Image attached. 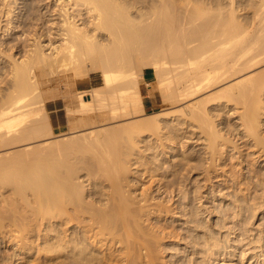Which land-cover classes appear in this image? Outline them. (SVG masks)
<instances>
[{
	"label": "rangeland",
	"instance_id": "1",
	"mask_svg": "<svg viewBox=\"0 0 264 264\" xmlns=\"http://www.w3.org/2000/svg\"><path fill=\"white\" fill-rule=\"evenodd\" d=\"M35 1L38 3L37 0H34V2ZM39 1L42 3L39 2L38 5H40V7L37 5L36 9H38L40 11V12L37 11L38 13H41V9L44 12L47 10V8L48 9L49 8L50 9L57 8V6H59V4L62 0H39ZM120 1H122V2H120L121 4L123 3L125 5L130 6L129 15H130V17L134 16L135 20L133 19V17H131L134 21H136V19H138V22H140L139 17L144 15V18L143 17L142 18L145 21L142 20V22L146 23L149 21V22H152L151 24L155 23L151 19L154 18L158 12H160L159 9L162 6H165L166 4L169 3L168 6H170L171 8L173 7L172 11L175 9L174 10V19L176 18V21H177L175 23L178 24V26L182 24V26H180V29H182V31L184 29H186L185 31H187L189 34L192 31L190 28H192L193 26L196 27V25L197 26L200 25L201 27H203L202 25L205 22L207 23V21H208L209 25H210V23H212L211 25H214L213 23L215 20L216 21L218 20L217 22H219V21H221V19H223L225 17L227 18V15H228V18L233 16V15H234L233 17H235V14H236V18H237L238 22H240V23L244 22L243 24L245 26L251 27L248 29H252L255 27L256 32L258 31L259 34H264V27H263L264 26V24H263L264 23V19H263L264 18V9L260 8V6L262 7L261 3H263L264 0H206V1L205 0L204 1L192 0V1H194L193 3H191L192 1L190 0V4H189V1H187V0H177L178 2L176 0H173V2L174 1L176 2V3L174 2V4L176 5L175 7H174L173 3H172L173 6L170 4L171 0L170 1L168 0L167 3L163 2L164 3L163 5H162V3H159L160 2L159 0H125V2H123L124 0H120ZM126 1H127V4H126ZM200 1H202V4L206 3L205 5H203V9L205 8V10H206L207 6L213 8V9L215 7H217V8H215L216 11H215V9H214V11L216 13V12H218L217 10H219V15L220 14L221 15L219 16L217 14H214L213 10H212L213 13L211 14L212 11H211V8H209L210 11L208 9L206 11L210 12V14L208 13L210 17L208 15H207L208 18L203 16L206 19V21L203 17H199V18L194 17V19H192L193 17H191V16L195 10L194 9L195 6L193 7V5L197 4L196 6L198 7V5L200 4ZM9 2L11 4L10 6L13 8L6 6L7 4H9ZM32 2H33V0H18V1L14 0L15 4H13V1L10 0V1H7V4H5L6 2H4V0H0V107H3V108L5 107V105L7 108V106H8V103H7L8 95H9V93L11 94L15 90L14 89V86H15V84H14L15 83L14 82V66H15V64L21 63V62H23V60H28L29 56H31L32 53L37 54L40 50H43L44 55L48 56V55L52 54V52H55L56 48L63 43V39L57 35V33L60 32V23H61L60 18L57 15H54L53 16L54 18L52 20L48 21V24L46 26V28L51 31L50 35H47L48 37L46 36V37H42V38H37L36 40L34 39L36 37L34 32L37 30H34L33 28L38 26L37 23L40 20H37L36 17H38L39 14L32 19V17L30 18L29 16H26L27 12L25 10V7H27V6L29 7L28 4L31 5ZM161 2H162V0H161ZM165 2H166V0H165ZM182 2H183V4H182ZM158 3L160 4L161 7L159 6ZM184 3L185 4L187 3V4L185 5ZM4 4H5V6H4ZM23 4H25V6ZM156 4H158V6ZM180 4H181V6H180ZM202 4H201V6H202ZM129 6H128V8H129ZM156 6L158 8L159 7L160 8L157 9ZM178 6L181 8H179ZM263 6H264V4H263ZM7 7L12 9V10H10L9 15L8 14L6 15V12L8 9ZM155 7L157 9L156 14L153 13L154 10L156 11ZM162 8L160 10H162ZM220 8H222V9H220ZM76 9H77V11L79 10L77 13L79 14V18H80V7H76ZM192 9H194L193 13L191 12ZM189 10H190V14H189ZM2 11H4V13ZM232 11L235 12V14ZM82 12L84 13L83 18L85 20H83V21L85 24L80 25V20H79V21H77V23L79 24V27H83V26L88 27L94 33V35H93V33L91 32L92 36H94L93 37L94 41L102 49L109 50L111 48V46H113V44H114L113 41H115V40H113L114 39L113 36L110 35L111 33L107 32V30L106 31L101 30L102 28L98 29V31H97L95 26L89 20V19H92L90 16L88 17L89 14L86 13L85 10H82ZM141 13H143V14H141ZM170 13H171V11H170ZM237 13H238V15H237ZM153 14L155 16H153ZM184 14L188 15V16H185ZM257 14L259 15L258 17H257ZM176 15H177V17H176ZM211 15H212V17H211ZM51 16L52 15H50L49 17L47 16L46 18H50ZM150 16H153V17H150ZM172 16H173V12H172ZM28 17H29V19H28ZM178 17H179L180 21L177 19ZM188 17H190L192 20L189 19ZM200 18H201V20H198ZM212 18L214 21L212 20ZM202 19H204V20H202ZM86 20H88L87 23H89L90 25L86 24ZM187 20L190 22V24L187 22ZM20 21H22V22H20ZM178 21L180 23H178ZM202 21H203V23H202ZM58 22H60V23H58ZM93 22H94V20H93ZM142 22H140L141 23L140 25H143ZM175 23H174L173 27H177L175 25ZM194 23H196V24H194ZM192 24H194V25H192ZM86 25H88V26H86ZM140 25L136 24L135 27L140 26ZM189 26H190V28H189ZM217 26H219V25H214L213 27H217ZM181 27H184V28H181ZM187 27H188V29H187ZM194 27L192 28L193 32L195 31ZM178 29H179V27H178ZM211 29H213V28L211 27ZM217 29L218 28L213 29V30H217ZM174 30L177 33L176 28ZM189 30H191V31L189 32ZM196 30H198V28ZM255 30L253 29V30H249V31L252 34L253 33L256 34ZM182 31L178 30V34H180L179 32H181V34H182ZM185 31H183V34ZM251 31H253V32H251ZM187 32H185L186 33L185 35L189 36V34ZM258 33H257V35H258ZM37 34H38V31H37ZM179 38L180 37H178V39ZM181 38H184V36H181ZM189 38H187V39H189ZM184 39L187 40L186 37ZM159 41H160V39H158V41L156 40L155 43L159 44ZM164 41H166V40H164ZM171 41L173 42V39H171ZM171 41H168V45H167V41H166V43L164 42V44L167 46H172V44L169 45L170 44L169 42H171ZM192 41H193V43L191 42V40H190L191 43H189V41H188L189 44L186 43V41H185L184 42L185 44L182 46L186 45V49L189 50L188 49L189 47H191L192 45L194 47V45L196 46V44L198 42H200L199 39H198V41L197 40L194 41V39ZM174 42H173V44H175ZM179 42H180V44H182L181 42H183V41H179ZM161 43H163V42L161 41L160 44ZM158 44H156V45H158ZM187 45H188V47H187ZM262 45H264V43ZM160 46H162V45H160ZM174 47L172 46V47H169V48L167 47V48L170 49V48H174ZM260 47H261V45H259V47L256 46L252 50L253 52L251 51V53L249 52V54L248 53L246 54L247 55L246 57H251L250 55L257 53V55L254 57V59L251 60L250 62H253L256 59H263L264 58V56H263L264 46H263V48L261 47L262 50L259 49ZM148 50H150V49H148ZM179 50L181 52V49H179ZM146 52L151 54L152 51H147V49H146ZM170 52H171V49H170V51L168 50V53H170ZM100 53H98V54H100ZM144 53H145V50L143 51L142 54L133 56L132 65H133V70L134 69L136 70V71L134 70L135 74L132 72V70H131V72L133 74H131L130 70H128L129 73H127V74H131V75H135V77H136L135 78L134 76L129 75V77L135 78L134 80L136 81V83H134V81H133L135 86L133 85L134 87L132 89L130 87L131 90L130 89L129 90L133 93L135 91H137L134 94H132V96H131V98L133 100L135 99V97H136V99L133 101L130 98L131 101L128 100V103H126V102L123 103V101H120L118 99H116L115 102H113L114 100L105 99L104 102H106L105 105L107 107L103 106V107H101L102 108V110H101V108L98 107L99 105L96 104L98 102V99H97L98 89H99V86L102 84L101 70L90 68V66H88L87 69H85V67H83V69H77L76 71L75 70H68V71H66V74H67L66 78L65 77L59 78L58 75L55 74V77L53 75H51L49 80H44L43 84H41V86H38L39 88H37V89H40L41 92L37 91V89H35L37 91V93H41V96L36 98V93H34L36 91H34V92L32 91L34 93V94L33 93L32 94L35 96V98L29 96V95H31V92H30V94L28 93L29 95L25 96L28 100L30 98L33 99V100L30 99L31 101H29L32 106L29 105V103L26 104V106L28 105L30 109L34 108L30 111V109L27 107L29 109V110L27 109V111L31 115H29L27 113L28 114V116H27V114L25 113V112H27L25 106H23V107H25L24 108L25 111L20 109L19 113H22V111H24L23 113L26 114V117H23V118L26 120L27 119L29 120L30 118L34 119L33 122L37 121L43 117H45L46 119L48 118L47 120L50 122L48 130L43 131L42 135H37V134L36 135H33V134L22 135L19 132H15L13 134L16 136H12V135L0 136V162L2 160L6 161V163L1 162L0 164H3V165L5 164V166L8 167L10 165L8 163L12 164V162H15L14 159H17V161L20 163L23 159H24L23 160L24 163H26L25 160L29 161L28 163H30V162L35 161V159H36L35 157H40V158H38L39 160L40 159L46 160V157H47V159H49V162H52V161L54 162V160L59 159L60 156L62 159L63 158L65 159V162L66 161L68 162V159L70 158V160H69L70 163H72V161H74L75 163L77 162L76 164L74 162L72 164V166L75 168V171H74L75 175L72 173L73 177L76 176V173L79 172L77 174L78 176L74 178L75 181L72 182V183H74V182L76 183V185H74V186H76L77 189L80 188L79 184H81V183L86 185V186L84 185L85 187H81V189H84V190H85V188H86V190L87 189L88 190L93 189L94 187H96L93 185L97 184L98 187H96L95 189L98 188L97 190H99V192H100V190L104 188L102 191L105 193H108L110 191V187H108V185L110 186L111 180L110 179H104L107 176H105L104 174L103 175L100 174V173H103V171H104V170L102 171V169H100V168L104 167L103 165H105L106 159L107 160L109 159V161L111 162L112 160H110V159H113L115 157L118 158L120 156L118 153L123 154V156L121 155L122 157H124V155L126 156L123 158L124 163L122 162V157L121 158L119 157V158L121 159L120 161L124 165L129 163V161H131L130 163H132V164L134 163L133 165L131 164L132 165V168L130 169L131 174L128 173L129 171L128 172L126 171V174L129 175V177L127 175L128 180H127V178L124 179L126 181V183L123 180L125 185L127 184L126 187L127 188L133 187V189H132L133 192H135V195L138 194V196H142L143 193L148 192L147 190H149V191L153 190V191H151L150 194H153L152 197H154V199H153L154 201H151V202L156 203L155 199L159 200V202H161V200L162 201L164 200V202H166V203L168 202L167 204L170 205V208H171L168 211H162L160 213L156 212L155 214H153L154 217L150 218V220H151V221H149L150 224L148 223V220L143 222V224L145 226L150 228L151 223L153 226L154 222L156 221L155 222L156 226L157 225L158 226L165 225L166 231L168 230L172 233V235H170V236L165 235V234L164 235L159 234L160 238H162V236H164L162 241L164 240V242H166V243H163L161 245V248H162L161 252L162 253H160V257L157 260V264H221V263L217 262V259H215L217 254L212 255V252L215 250L217 252L221 253V257L225 256L228 258L227 264H257L256 258H258V259L264 258V251L258 247L261 243H264V239L261 241V243L258 241V235L259 234L263 235L264 232H259V233H257L258 231L256 232V228H260V227L264 228V211L259 210V214L254 215V210L252 209L251 205L253 203L255 204L256 202H258L257 199L259 201H260V198H262L261 200L264 199L263 198L264 192L262 193L263 196L261 195V192L264 191L262 189V187L264 185H262L261 181L258 180L257 176L251 175L250 173L248 174V170H250L249 169L250 167H252V168L258 167L257 168L258 170H259V168L261 171L264 170V152H262V151H264L263 150L264 147L262 146L264 144V142L262 143V145H259L257 143L259 145L258 146L256 144V139L254 138L256 136L252 137L250 135V133H248V132H250L247 130L249 128L246 129L247 126H245L246 124L244 125L245 119L242 122L243 118H241V117H243L242 111L245 110L244 109L245 103H248L251 101V99L253 98V93H248L249 95L247 94L245 96H241L242 98H240L239 90L244 85L240 84L239 82L244 83L243 80L246 77L262 76L264 73V59L261 60L260 62L256 63L254 66H251L249 68H243V66H241V67L237 66L236 69L239 67V69H243V70L239 71L238 73L237 72L234 73L235 75L233 74L232 77H231L232 74H226L223 76L224 80H223V78H221V80H217V82L211 83L212 85L210 87L208 86L209 88L207 87L204 90L198 92L197 94H194L191 97L183 98L181 96H177L178 95V89H176L177 88L176 76H171L172 74L175 75V73L178 69H181V68H178V69L176 68L177 64H179V63L170 62V63H172V65H171L170 63L167 62L169 64V66L171 65L170 71H169V69H165L166 71L164 70L160 76L156 75V73H155L154 78L151 81L146 82L142 78V72H143L144 68H146V67H149V68H152L153 70H155L154 66L149 64L150 60H151V63L154 60V58H152V57H154L155 53H152L153 54V55L151 54L152 56H150L149 54H146V53L144 54ZM182 53H183V48H182ZM86 64H88V62L84 63V65H86ZM168 64H167V66H168ZM174 65H176V67ZM93 66L96 67L95 64ZM172 66H173V68H172ZM168 71L170 72V75L167 76L166 74H169ZM164 72H166V73H164ZM32 74H34V72ZM32 74L30 76L31 79L33 78L32 80L36 81L34 79L36 76H33ZM165 75H166V77H165ZM225 76L228 78L225 79ZM169 77L172 78L173 83H171L172 86L168 85L169 87H167V89L168 88L169 89L167 90L166 89V85H167L166 83L168 81L167 78H169ZM126 80H128V78L125 79V81ZM125 81H124V79L120 80V82H119V80H117V82L119 84H121ZM218 81H220V82H218ZM115 82L112 83L113 85L112 84L109 86L107 85V87L119 85L117 82L116 83ZM67 85H68V87L66 88ZM70 86H73V87H70ZM261 88L264 89V86ZM164 89L169 91L170 94L167 93V91H165ZM263 89L260 90L257 94L259 96V93H260L259 98H261L262 101H264ZM129 90H127V92H129ZM176 90H177V92H175ZM64 91H65V93H64ZM94 91L97 94H95ZM261 91H262V93H261ZM78 92H80V93H78ZM136 93H139L140 95H138V94L136 95ZM172 93H173V96H170V95H172ZM164 94L167 96H164ZM251 95H252V97H251ZM254 95H256V94L254 93ZM67 96H69V97H67ZM92 96L93 97L95 96V98H94L95 101L92 100L93 99ZM231 96H232V98L229 99ZM80 97H82L84 99H91L90 101L87 102V104H88V106L92 105V107L87 108V110H85V111L80 110L79 104L83 100L81 98L82 100L80 102ZM137 97L140 100H138ZM233 97L235 99H233ZM64 98H66V99H64ZM27 99H24V100H26V102H28ZM36 99H38V100H36ZM245 99L249 100V101H246ZM64 100H66V101H64ZM109 103H112L113 105L109 104ZM115 103L118 105L120 104V107L118 105H116ZM23 105H25V104H23ZM3 108H1V109H3ZM44 108H45V110H43ZM70 108L72 110L73 109L77 110L79 108V110H77L76 112H72V110L71 111L69 110ZM97 108H99L100 110ZM105 108H106V110H105ZM116 108H118V109H116ZM79 111L81 113H79ZM70 112H72V114H69ZM263 112H261V113H263ZM16 113L18 115V111L15 112V114ZM25 114H23V115L25 116ZM19 115L23 116L22 114H19ZM261 115H262L260 118L261 122H260V124H258L259 130H260L259 131V138L261 137V134H262V136H264V113ZM26 120H23V122ZM33 122H31V121L24 122V123H26L25 128L28 127V124L29 125L31 123L33 124ZM24 123L21 122L22 125ZM261 123H263V124H261ZM21 124H20L21 127H19L20 129L23 128V126ZM24 126H25V124H24ZM244 126H245V128H244ZM134 127H135V130H134ZM140 130H142V132H140ZM132 131L137 135V137L135 136V134H133ZM137 131H139L140 135H138ZM211 132L212 133L214 132L212 136H211V134H212ZM111 134L113 137L111 136ZM125 134H127V135L125 136V139H124L122 137ZM107 135H108V137L110 135L111 138L108 139ZM217 135H218V137H217ZM118 136H122L121 137L122 140ZM130 136H132V137H130ZM97 137H98V140L96 139ZM126 137H128L130 140H133V138H134V140L137 141V142H135V144L137 143V145H138L137 147L133 143V145L136 147V148L134 147V149H136V150L135 151L131 150V151H133V154L135 153L134 155L131 153V151L130 152L126 151V150H128L127 148L132 145V143H130L131 144L130 145L129 142H133V141H130L129 139H127ZM212 137L215 139H213ZM257 137H258V135H257ZM1 139H3V140L1 141ZM90 139H93V140L96 139V140L92 141ZM126 139L128 142L126 141ZM140 139H142V141ZM123 140H125L124 142H126L127 146H125L126 144H124V147H123V145H122L124 143ZM261 140H263V138H261ZM3 141H6V142L3 143ZM96 141H99V143H97ZM119 141L122 142L121 145H120ZM107 142L108 143L110 142V143L108 144ZM5 143H8V144H5ZM87 143H90V144H87ZM93 144L94 145L98 144V146L99 145L101 146V144H102L103 146H101V151H103V152H101V151H100L101 153L99 152L98 149L100 146L99 147L97 145L93 146ZM113 144L116 145V147ZM90 145H92V146H90ZM80 146H81V149H80ZM105 146H108V148L106 147L107 149H105ZM51 147L55 151V153H53V150H51L52 152L50 151ZM89 147H91V148H89ZM103 147H104V150H102ZM125 147H127L126 150H125ZM46 148H48L47 151H45ZM68 148H70L69 151H68ZM115 148H117L116 150L117 151L119 150V152H116ZM119 148H121V149H119ZM122 148H124V150H122ZM211 148H213V149L211 150ZM33 149H35V150H33ZM61 149H63V151ZM130 149H133V148L130 147ZM140 149H141V151H140ZM36 150H37V152H36ZM48 150L50 152H48ZM70 150L73 152L70 153ZM94 150L98 151L100 155L105 154L107 156V158L105 159L104 158L105 155H104L103 157L101 156L102 159H100V156ZM39 151H41V153H40L41 155L38 156V154H37L35 156H32L35 153H39ZM61 151L63 154L61 153ZM65 151H67L69 153V155ZM143 151H144V153H143ZM45 152H47L49 154H47ZM93 152H95V153L93 154ZM106 152L107 153L109 152V155ZM136 152L138 155H136ZM211 152H213V153L215 152V155L212 154ZM42 153L43 154L45 153L46 155H49V156H45V159H42V157L44 158V156H42L43 155ZM64 153L68 157L65 156ZM112 153L114 156L112 155ZM114 153L115 154L117 153L116 154L117 156ZM126 153L129 155L131 153L133 156H135L134 157L135 162L133 160L134 159L133 156L130 155L132 158L128 157V158H131L129 160L127 158L128 155ZM14 154H16V155H14ZM52 154L54 155V157L56 159L54 157H51ZM55 154H56V156H55ZM70 154L71 155L73 154L75 156L72 155V158H71ZM86 154H88V156H89V157H87V159L89 160L88 162L90 164H92L89 166H90V168H91V166L93 167L92 168L93 170L91 169L93 172V175L92 174L89 175V173L91 171H89L90 169L87 171L89 166L86 164H85V167L87 169L83 167L86 170H81L82 165L84 166V163L87 162L85 160L83 161V158H85V156H87ZM62 155H64V157ZM80 155H83L84 157L83 156L80 157ZM94 155L95 156L98 155L97 157L100 159V161L104 160L103 161L104 164L102 166H101V164L103 162L102 163L100 161L98 162L99 159L97 160V157H95ZM139 155L140 156L142 155V156L140 157ZM49 157H51V158H49ZM73 157L75 160H73ZM92 157H95V158H92ZM28 158H31V159H28ZM33 158H35V159H33ZM117 158L115 160H119V158L118 159ZM7 159L10 160L11 162L8 161ZM62 159H61V161H62ZM64 159H63V161H64ZM80 159L82 160V162ZM94 159H96L97 161ZM124 159H126V161ZM139 159L142 160L141 163L139 162ZM115 160H113V161H115ZM180 160L182 161V163L184 165L182 163H180ZM58 161H60V159ZM56 162H57V160H56ZM96 162H98V163H96ZM136 162L139 163V166L141 168L138 166V164H136ZM142 163L144 166L141 165ZM145 163H147L146 164L147 166L145 165ZM13 164H15V163H13ZM67 164H69V162ZM93 164L96 166H94ZM97 164L100 165V168H98ZM189 164H191V165H189ZM76 165L78 167L77 168L78 170L75 167ZM80 165H81V167H80ZM150 165H151V167H150ZM254 165H256V166H254ZM12 166L13 165H11V167H8L9 171H11L10 168H12ZM72 166L70 164L69 168H71V170H74V168ZM136 166L138 167V169ZM94 167H95V170H97L96 168H98L99 170H101V172L100 171L94 172ZM146 167L148 170L149 169L152 170V172L150 170L148 171L146 169ZM187 167L191 170H189ZM67 168H68V166L64 168V172H66V173H67V170H66ZM69 168H68V170H69ZM181 169H183V170H181ZM126 170H129V169L126 168ZM135 170L143 171L144 173L147 170L148 172L146 171V173L144 174L143 172H138V171L136 172ZM62 171H63V168H62ZM96 172H97L96 175H98V176L95 175V178H94L93 176ZM178 172H181V173L179 174ZM182 172H184V173H182ZM81 173L83 174V176ZM85 173L88 174L90 176V178L92 176V179H94V180H92L88 176H86ZM137 173H139V174H137ZM151 173H152V175L149 176V174H151ZM174 173H175V175H174ZM241 173H243L245 175L246 174L250 175L249 179H247V178L243 179L242 182H244L245 184L242 183V185H241L242 187H245L246 185H248V186H250L249 189H246V188H243V190H240L239 188L235 189L236 186L234 187L233 184L237 178L238 179L240 178L239 175ZM263 173H264V171H263ZM11 174H12V171H11L10 175L9 174L8 175L11 176ZM13 174H14V176H16L15 173H13ZM99 174L102 178H98ZM8 175H7L8 180H7V178L5 180H2V183H4V184L0 185V205H1L0 206V211H1L0 213L2 214V216H3L2 211H4L5 215L8 213L7 215L9 218V216L11 214H13V212H14V216H15L16 212H17V215H19V213L21 214V212L23 210H25V208H26V214L28 213V214L32 215L33 211L31 210V208L29 210L30 206L28 204H26L27 206H29L28 207L29 212L32 211L31 213L28 212L27 206L24 205V203H27L24 201V197L26 196V194L28 195V197H30V199H32L31 196L34 195L31 192L32 190H30L29 188H28L29 190H27L28 192L25 190L27 193H23L25 196H23V199H21L22 195L19 194V196H18V194H17L18 192L14 193V192H16V189H15V191L13 189L15 187V185H14V183L16 181L15 178H13V175L11 177H9ZM84 175L87 178L84 177ZM183 175H184V177H183ZM81 176H82V178H81ZM176 176H178L179 179H178V177L176 178ZM80 178H81V180H80ZM13 179H14V181H13ZM76 179H77L78 184L76 182ZM87 179H89L90 182H94V184L90 183V184H92V186L91 185L89 186ZM109 180H110V182H109ZM247 180H248V182H247ZM8 181H10L12 183H10V182L7 183ZM80 181H82V182H80ZM128 181H129L130 185H132V186L129 187ZM166 182H168L169 184ZM249 182H250V184H249ZM159 183H160V185L162 183L165 184L164 185L165 187H168V189L170 188L169 191L167 193L166 192L161 193V191L157 188V187H159ZM78 185H79V187H78ZM134 185H136V186H134ZM89 187H90V189H89ZM220 187H222V188L220 189ZM107 188L109 189V191ZM156 188L158 189V191ZM76 191L77 190H74V192H76ZM141 192H142V194H141ZM69 194L71 195V197L73 196V192H70ZM69 194L67 196H70ZM256 195H259V197L257 196V198H256L255 197ZM260 195H261V197H260ZM76 196H78V197L76 198ZM76 196L74 197V200L76 199L75 202H78L77 203V205H78L80 202V190H78V194ZM28 197L26 199H28ZM165 198L169 199V200L165 201L166 200ZM21 200L24 202H22ZM71 204H74V202ZM12 205L15 207V209H14V207H11ZM77 207H79V206H76V209H75V205H73V206L70 205V207L68 205L67 211L70 210L69 212H72V214L74 212L77 213V211H79V210H77ZM249 207L253 211L250 210ZM7 208L9 211L7 210ZM10 208L12 210H10ZM19 208L21 209V212L19 210H16ZM79 209H80V207H79ZM247 209H249V210H247ZM248 211H251L253 214L251 212H248ZM9 212L10 213L12 212V213L10 214ZM24 212L25 211H23L22 213L25 215ZM256 212H258V211H256ZM79 213H80V211H79ZM249 213H251L254 216L250 215ZM5 215L3 217H4V221L7 222L6 225L8 227L13 226V225H10V221H9L10 218H9V220H7V216L5 218ZM10 217H12V215ZM197 219L201 220L200 221L201 223L198 222L199 220L196 221ZM245 219L248 221H246ZM243 220H245V221H243ZM245 222L246 223L250 222L251 226H253L254 229L252 227L253 230H251L249 224L245 225ZM70 223L67 225H64V226H66V228H68L69 226H72V223H73V225H75V224L79 225V223H76V222L74 223V221H71ZM167 224H168V226H167ZM243 225L246 226V227H244V229L246 228L245 230L242 229ZM158 226L156 228H158ZM239 226H240V229L238 228ZM5 228H7V227H5ZM13 228H16V227L14 226ZM210 228H214V229L216 228V232H217L216 234L217 235L216 234L214 235L215 239L214 238L212 239L211 237H208L209 239H206L208 236V232L206 230H209ZM219 228H222V229H219ZM241 229L243 231H241ZM70 230H71V228L68 229L67 232H69ZM219 230H221V231H219ZM239 230L241 232H244V231L247 232V234H249V238L247 240H245L246 238L241 239L240 237H242L241 236L242 234H241V232H239ZM246 230H248V231H246ZM205 231H206V233H205ZM230 231H231V233H230ZM238 232L241 235H239ZM236 234L239 235V237ZM245 234H244V236H245ZM73 235H75V234H73ZM263 237H264V235H263ZM239 238L241 239V241L243 240V242L241 243V245H239V247H237L235 244L237 243V241L239 242V240H240ZM208 240H209V242H208ZM210 241H212L214 243L217 242V245L214 246L215 249L213 251L210 247H208V246H211ZM7 242L6 243L5 242L0 243V253L1 254H5V252L12 251V248L9 247L10 242H8V243ZM193 249H197V252H195ZM30 252H29L30 255L29 254H28L29 256L26 255V258H25V255H21L19 257L17 256L16 258L14 257L15 260H14V258H10L9 261H11V259H13L14 262L12 264H31V262H32V264H37L38 262L43 261L42 259H39L38 257H36L35 250L32 249V251H30ZM251 252H253V254L256 253V255L253 256V254H251ZM45 253L46 252L42 253L43 256ZM31 254H32V256H31ZM42 254H40V255H42ZM243 254L246 255V257L244 259H242ZM37 255H39V254H37ZM38 259H39V261H38ZM27 260L29 261V263L27 262ZM50 261L51 260L46 261L48 263H45V264H53V261H51V262ZM54 264H56V263H54Z\"/></svg>",
	"mask_w": 264,
	"mask_h": 264
},
{
	"label": "bare ground",
	"instance_id": "2",
	"mask_svg": "<svg viewBox=\"0 0 264 264\" xmlns=\"http://www.w3.org/2000/svg\"><path fill=\"white\" fill-rule=\"evenodd\" d=\"M7 1H10V0H4V2H6L5 4H7ZM11 1H13V4H15L14 0H11ZM37 1H38V3L40 2L39 0H37ZM159 1H160L159 3H162V5L164 3L168 2V0H166V2H165V0L164 1L162 0V2H161V0H159ZM187 1H189V4H190V0H187ZM202 1H204V0H202ZM202 1H200V4H199L200 6L198 5V7L196 6L197 4L196 5L192 4L193 7L195 6V8H194L195 10L194 9L191 10L192 13L194 10V13L191 16V17H193L192 19H194V17L199 18V17H203V16L207 17V15L209 16L210 12H208L206 10L207 9L209 10V8H211V7L207 6L208 8L206 7V10H205V8L203 9V5H205L206 3L202 4ZM120 2H122V1H120V0H62L60 2L59 6H57V8H52V9L47 8V10L44 12L41 9V13L37 12V11H39L38 9H36V6L38 5V3L36 1L34 2V0L31 3V5L28 4L29 7L28 6L25 7V10L27 12L26 16H29L30 18L32 17V19H33L34 17H36L39 14V16L36 17L37 20H40L37 23L38 26L33 28L34 30L38 31V34H37V31L34 32V34L36 36L34 38L35 40L37 38H42V37H46L47 35H50L51 31L48 30L46 28V26L48 24V21L52 20L54 18L53 17L54 15H57L60 18V22H61V23L58 22V23H60V32L57 33V35L63 39V43L56 48L55 52H52V54H50L48 56L44 55L43 50H40L37 54L32 53L31 56H29L28 60H23V62L15 64V66H14V82H15L14 83L15 84L14 89L15 90H14V92H12L11 94L9 93V95H8V98H7L8 106H7V108H6V105L4 107L5 109L3 107H0V136H8V135L16 136L13 134L15 132H19L22 135H29V134L42 135L43 131H47L49 128V124H50V122L47 120L48 118L46 119L45 117H43V118H41L37 121H34V122H33L34 119H31L30 117L29 118L31 120L30 119L26 120L23 118V117H26L27 113L29 114V112L27 111L29 106L28 105L26 106V104L29 103V105H31L29 101H31L30 99H32V98H30L28 100L25 96L29 95L30 92H31V95H29L30 97L35 98V96L33 95L34 93H36V98L41 96V93H37V91H40V89H37V88H39L38 86H41V84H43L44 80H49L51 75H53L55 77V74H57L59 78H62V77L66 78L67 77L66 71H68V70H75L76 71L77 69H83V67H85V69H87L88 66H90V68L101 70L102 84L99 86L98 94L95 93V91H94V93L97 94V96H98L97 97L95 95L98 99V102L97 103L95 102V103L97 105H99L98 107L101 108L103 106H106L105 105L106 102H104L105 99L114 100L113 102H115V100L118 99L120 101H123V103L124 102L128 103V100L131 101L132 94L137 92V91H135L133 93L130 91L135 86L134 83H136V81L134 80L136 78L135 75H131L136 71L135 69H134L135 71L133 70V65H132L133 60L132 59H133L134 55L142 54L144 50H145V53L149 54L150 56L153 55L152 53H155L154 57H152V58H154V60L152 61V63L150 60L149 64L154 66L155 73L158 76H160L165 69H169V71H170V67L172 65V63H170V62L179 63V64H177V67H176V65H174V66L177 69L178 68H181V69H178L176 71L175 75L172 74L171 76H176V79H177L176 80L177 81V88L176 89H178V95L177 96H181L183 98L191 97L194 94H197L198 92L204 90L208 86L210 87L212 85L211 83L217 82V80H221V78H223V76L226 74H232L231 75V77H232L234 73H236V72L238 73L239 71L243 70V69H239V67L236 69L237 66H240V67L243 66V68H249V67L254 66L256 63H258L264 59V58L263 59H256L255 58L256 60H254L253 62H250L251 60L254 59V57L257 55V53L250 55L251 57H246L247 56L246 54L247 53L249 54V52L251 53V51L256 46L259 47V45H261V47L263 48L264 45H262V44L264 43V34H259L258 31L256 32L255 27L252 29H248L251 27L245 26L243 24L244 22L243 23L238 22L237 18H236V14L233 11L232 12L235 14V17H233L234 15L233 16L230 15L231 17L228 18V15H227L228 19L225 17L226 19L223 18L224 20L221 19V21H219V22H217L218 20L214 21L212 18V20L214 21L213 24L219 25L217 27H213L214 25H211L212 23H210V25H209L208 21H207V23H208L207 24L205 22L206 19L203 17L205 19L204 22L206 23V24L204 23L205 25L204 24L202 25L203 27H201L200 25H198V26L196 25V27L193 26L195 29V31L193 32V29H192L193 27L190 28V26H189V28L192 30V31L189 30V32L191 31L190 34L187 31H185L186 29L183 30L189 34V36H188V35H185L186 34L185 32L183 34L182 29H180V26H182V24L178 26V24L175 23V22H177L176 18L174 19V10L175 9L172 11L173 7L171 8L170 6H168L169 3L165 5L166 7L162 6L163 8L165 7L164 9L158 3L159 6L162 8V10H160L161 8L159 7L160 8L159 9L157 7L158 4H156L157 5L156 7H157V9H159L160 12L157 13L156 7H155L156 11L154 10L155 12L152 10L154 14L157 13L156 16L153 14V16H155V17L151 19L152 21L155 22V23L153 22L154 24H151L152 22H149V21H148L149 23L146 22L147 24L145 22H142L144 15L140 16L141 14H143V13H141L139 15L140 16L139 21L143 23V25H144L143 26V25H140L141 23L138 22V19H136V21L138 23L136 21H134L135 20L134 16H131V17H133L134 20L130 17V15H129L130 6L125 5L123 3L121 4ZM123 2H125V0ZM174 2H173V0H171L170 4L172 5V3L174 4ZM193 2L194 1H192L191 3H193ZM40 3H42V2H40ZM5 4H4V6H5ZM126 4H127V1H126ZM182 4H183V2H182ZM201 4H202V6H201ZM261 4H262V7L260 6ZM261 4L259 5L260 8L264 9V6H263L264 2ZM10 5L11 4L9 2V4H7L6 6L11 7ZM23 5L25 6V4H23ZM38 6L40 7V5H38ZM128 6H129V8H128ZM175 6L176 5L174 4V7ZM180 6H181V4H180ZM76 7H80V18H79V14L77 13L79 10L77 11ZM11 8H13V7H11ZM179 8H181V7H179ZM215 8H217V7H215ZM214 9L211 8V11L212 10L214 11ZM220 9H222V8H220ZM10 10H12V9H10V8L7 9L8 13L6 12V15L7 14L9 15ZM82 10H85V12L89 14L88 17L90 16L92 18L89 20L95 26L97 31H98V29L102 28L101 30H105V31L107 30V32L111 33V34L110 33L109 34L111 36H113V38H114L113 40H115V41H113L114 44H113V46H111V48L109 50L102 49L94 41V39H93L94 36H92V34H91L92 31L88 27H85V26L79 27V24L77 23V21L80 20V25L85 24L83 21L85 19L83 18L84 13L82 12ZM170 11H171V13H170ZM213 11L211 12V14L213 13ZM215 11H216V9H215ZM215 11H214V14L219 15V10H217L218 12H216V13H215ZM2 12L4 13V11H2ZM172 12H173V16H172ZM189 14H190V10H189ZM50 15H52L50 18H46L47 16L49 17ZM177 15H176V17H177ZM237 15H238V13H237ZM153 16H150V17H153ZM185 16H188V15H185ZM258 16L259 15L257 14V17ZM29 17H28V19H29ZM211 17H212V15H211ZM188 18L191 19L190 17H188ZM177 19L179 20V17ZM204 19H202V20H204ZM93 20H94V22H93ZM188 20H187V22L190 24V22ZM198 20H201V18ZM87 21L88 20H86V24H89V23H87ZM143 21H145V20H143ZM179 21H178V23H180ZM20 22H22V21H20ZM174 23L177 27H173ZM202 23H203V21H202ZM136 24L137 25L139 24L141 27L140 26L135 27ZM194 24H196V23H194ZM194 24H192V25H194ZM86 26H88V25H86ZM178 27H179V29H178ZM211 27L213 29H216V28H218V29L213 30V29H211ZM175 28H176L177 33L174 30ZM181 28H184V27H181ZM197 28H198V30H196ZM177 29L179 31H182V34H181V32H179L180 34H178ZM187 29H188V27H187ZM253 29L255 30L256 34L250 33L249 30H253ZM251 32H253V31H251ZM257 33H258V35H257ZM93 35H94V33H93ZM180 35L184 36V38L186 37V39L189 37L191 39L189 38V39L185 40L184 38H181ZM178 37H180L179 38L180 40L178 39ZM158 39H160L159 44L161 41L163 42L160 44L162 46H160L158 43H155V41L156 40L158 41ZM171 39H173V42L175 41L174 42L175 44H173ZM193 39H194V41H196V40L198 41V39H199L200 42H198L197 44L195 43L196 46L194 45V47H193V45L191 47H189L188 48L189 50L186 49V45L182 46L185 44L184 43L185 41H186V43H188V41H189V43H191V42L193 43V41H192ZM164 40L167 41V45H168V41H171V42H169L170 43L169 45L172 44L173 47L175 46L174 48H170L171 49L170 53H168V50L170 51V49H168V48L172 47V46L165 45L164 42L166 43V41H164ZM190 40H191V42H190ZM179 41H183V42H181L182 44H180ZM154 44L155 45L158 44V45L155 46ZM187 47H188V45H187ZM261 47L259 48L260 50H262ZM182 48H183V53H182ZM146 49H147V51H152L151 52L152 55L150 53H147ZM148 49H150V50H148ZM179 49H181V52ZM98 53H100L101 55ZM263 56H264V54H263ZM86 62H88V64L84 65V63H86ZM167 62L170 63L171 65L169 66V64ZM94 64L96 65V67L93 66ZM167 64H168V66H167ZM172 68H173V66H172ZM128 70H130V72L132 70L133 73L131 72V74H127V73H129ZM33 72L35 75L32 74ZM164 73H166V72H164ZM31 74L33 76L37 77V78L36 77L34 78L36 81H33L32 80L33 78L31 79V77H30ZM129 75L134 76L135 78L129 77ZM166 75L167 76L170 75V72H169V74H166ZM166 75H165V77H166ZM127 78H128V80L125 81V79H127ZM226 78H228V77L225 76V79ZM123 79L125 82H123L121 84H119L117 82V80H119V82H120V80H123ZM167 79H168V81L166 83L167 84L166 89H167V87H169L171 85V83H173L171 77H169ZM223 80H224V78H223ZM115 81L119 85L116 84L117 86L114 85L111 87H107V85L109 86L112 83H114ZM133 81H134V83H133ZM243 81H244V83L239 82L240 84L244 85L239 90L240 98H242L241 96H245L248 93H253V98L251 99L250 102L245 103V107H244L245 110H243L244 112L242 111L243 117H241V118H243L242 122L245 119L244 125L246 124L245 125V126H247L246 129L249 128L247 130L250 131L248 133H250V135L252 137L256 136V137H254L256 139V144L258 143L259 145H262V143L264 142L263 141L264 136H262V134H261V137L259 138V131L260 130H259L258 124H260V122H261V119H260L262 116L261 114L264 113L263 112L264 111V101H262L261 98H259L260 93H259V96L257 94L260 90L263 89L261 87L264 86V73L262 76L246 77ZM218 82H220V81H218ZM73 86H70V87H73ZM67 87H68V85L66 86V88ZM130 87H131V89H130ZM35 89H37V91ZM126 89L127 90L130 89L129 92H127ZM167 90H165V91H167ZM32 91L33 92L36 91V92L33 93ZM263 91H264V89H263ZM175 92H177V90ZM64 93H65V91H64ZM78 93H80V92H78ZM167 93H169V91H167ZM254 93L256 95H254ZM261 93H262V91H261ZM137 94L140 95L139 93H136V95ZM95 96L94 97L92 96L93 101H95V99H94ZM164 96H167V95L164 94ZM170 96H173V93ZM67 97H69V96H67ZM251 97H252V95H251ZM81 98L82 97H80V102L82 99L83 100L79 104L80 110L85 111V110H87V108L92 107V105L88 106V104H87V102L90 101L91 99H84V98L81 99ZM231 98H232V96L229 99H231ZM24 99H27L28 102H26V100H24ZM64 99H66V98H64ZM135 99H136V97H135ZM137 99L140 100L138 97H137ZM233 99H235V98L233 97ZM36 100H38V99H36ZM64 101H66V100H64ZM246 101H249V100H246ZM23 104H25V105H23ZM109 104H112V103H109ZM116 105H118V104H116ZM23 106L26 107V111H27V112H25L26 114L23 113L25 111V109H24L25 107H23ZM118 106L120 107V104ZM1 108H3V109H1ZM79 108L77 110H79ZM118 108H116V109H118ZM20 109L24 110V111H22V113H19ZM32 109H34V108H32ZM32 109H30V111ZM97 109H99V108H97ZM43 110H45V108ZM69 110L71 111L72 109L70 108ZM77 110L73 109L72 112H76ZM101 110H102V108H101ZM105 110H106V108H105ZM17 111H18V115H17V113L15 114V112H17ZM72 112H70L69 114H72ZM261 112H263V113H261ZM79 113H81V112L79 111ZM19 114H22V115L25 114V116L24 115L21 116ZM28 114H27V116H28ZM29 115H31V114H29ZM23 120H26L24 122L31 121V122H33V124L31 123L30 124L31 126L28 124V127L25 128L26 123H24ZM21 122L24 123L25 126H24V124L22 125ZM20 124L23 126V128H21V129L19 128V127H21ZM261 124H263V123H261ZM245 126H244V128H245ZM134 130H135V127H134ZM137 132H138V135H140L139 131H137ZM140 132H142V130H140ZM213 133L211 134V136L213 135ZM133 134H135V133L133 132ZM126 135L127 134H125L123 137L122 136H118V137L120 139H121V137L125 139ZM257 135H258V137H257ZM111 136H112V134H111ZM111 136L109 135V137H108V135H107L108 139H110ZM135 136L137 137L136 134H135ZM128 137H126V138L129 139ZM130 137H132V136H130ZM217 137H218V135H217ZM261 138H263V140H261ZM96 139L98 140V137ZM96 139H94V140H96ZM127 139H126V141H127ZM213 139H215V138H213ZM2 140L3 139H1V141ZM90 140L94 141L93 139H90ZM140 140L142 141V139H140ZM99 141H96V142L99 143ZM124 141L125 140H123V142ZM130 141H133V142H129V144L132 143V145H133V143H134V145L136 147L138 146L137 143L135 144V142H137V141H135L134 138H133V140H130ZM4 142H6V141H3V143ZM121 143L122 142H120V145H121ZM5 144H8V143H5ZM87 144H90V143H87ZM124 144H126V142H124L122 144L123 147H124ZM95 145L98 146V144H95ZM95 145L93 144V146H95ZM132 145L129 146L128 148L125 147V150H126V148L129 150L130 147H132L133 149H130L129 151L126 150V151L127 152H130L131 150L135 151L136 150V149H134L135 146L134 145L132 146ZM90 146H92V145H90ZM101 146H103V145L101 144ZM101 146L98 149L99 152L101 151ZM114 146L116 147V145H114ZM125 146H127V144ZM262 146L264 147V144ZM106 147L108 148V146H105V149H107ZM89 148H91V147H89ZM47 149L48 148H46L45 151H47ZM69 149L70 148H68V151H69ZM80 149H81V146H80ZM116 149L117 148H115V150ZM119 149H121V148H119ZM212 149L213 148H211V150ZM33 150H35V149H33ZM51 150H53L52 147L50 148V151ZM61 150L63 151V149H61ZM102 150H104V147ZM122 150H124V148H122ZM41 151H39V153L33 154L32 156H35L37 154H38V156L41 155L40 154ZM50 151L48 150V152H50ZM62 151H61V153H62ZM94 151H96V150H94ZM133 151H131L132 154H133ZM140 151H141V149H140ZM36 152H37V150H36ZM65 152L69 155V153L67 151H65ZM72 152L73 151L70 150V153H72ZM96 152L100 156V159H102V157L105 155L104 153H103L104 155H100L98 151H96ZM101 152H103V151H101ZM116 152H119V150L118 151L116 150ZM215 152L214 153L211 152V153L215 155ZM262 152H264V151H262ZM45 153H47V152H45ZM53 153H55L54 150H53ZM94 153L95 152H93V154ZM131 153H130V155H132ZM143 153H144V151H143ZM44 154L42 155V156H44V158L42 157V159H45V156H49V155H46V154L44 155ZM47 154H49V153H47ZM88 154H86L87 156H85V158H83L84 157L83 155H80V157L83 156L82 157L83 161L84 160L87 161L86 163H84V166L82 165V168L83 167L86 168L85 164L88 166L92 165L88 162L89 161L87 159V157H89ZM107 154L109 155V152ZM118 154L120 155L119 156L120 158L123 156V154H120V153H118ZM14 155H16V154H14ZM52 155H51V157H54V155L53 156ZM64 155L67 156L65 153H64ZM64 155H62V156L64 157ZM72 155L70 154L71 158H72ZM112 155H113V153H112ZM127 155H128L127 158L131 157L129 154H127ZM136 155H138L137 152H136ZM55 156H56V154H55ZM73 156H75V155H73ZM97 156H95V157H97ZM105 156H104V158L106 159L107 156L106 157ZM51 157H49V158H51ZM95 157H92V158H95ZM124 157H126V156L124 155ZM124 157H122V162H123ZM134 157L135 156H133V158ZM31 158H28V159H31ZM35 158H33V159H35V161L30 162V163H28L29 161H27V160H25L26 163H24L23 162L24 159L21 161V163L18 162L17 159H14L15 162H12V164L8 163V164H10L8 167H11V165H13L12 168H10V170L12 171L11 176L13 175V178H15V180H16L14 183L15 187L13 188L14 191L16 189V192H14V193L18 192L17 193L18 196H19V194L22 195L21 199H23V196H25L23 193H27L28 192L27 190H29V189L32 190L31 192L34 194L33 195L31 193L34 196V197L31 196L32 199H30V197H28L27 194H26V196L28 197V199H26L27 198L26 196H25L26 198L24 197V201L27 202V203H24V205L28 204L30 207L26 205L27 210L29 207V210L31 208L33 213H32V215L27 213L28 214L27 215L26 214V208H25V210H23V211H25L24 212L25 215H24L22 213L23 211L21 212V209L19 208L16 210H19L21 212V214L18 212L19 215H17V212H16L15 216H14V212H13V214H11L12 212L11 213L9 212L12 215V217H10L11 215L9 216V218H10V220H9L8 215H7L8 213L5 215L4 211H2L3 216L5 215V218L7 216V220L10 221V225H13L11 227H8L6 225L7 222L4 221V217L0 213V243H4V242L6 243L8 241V242H10L9 247L12 248V251H10V252H5V254L0 253V264H12L14 262L15 258L17 256L19 257L21 255H25V258H26V255H28V254L30 255V253H31L30 251H32V249L35 250L36 257L43 260V261L38 262L37 264H45V263H48L46 261H49V260L53 261V264L54 263H56V264H157V260L160 257V253H162L161 252V250H162L161 245L163 243H166V242H164V240L162 241L164 236H162V238H160L159 234H162V235L165 234V235L170 236V235H172V233L168 230L166 231L165 225H162V226L157 225L158 228H156L157 227L155 225L156 221L154 222L153 226L151 223L150 228L145 226L143 224V222L148 220V223L150 224L149 221H151L150 220L151 217H154L153 214H155L156 212L160 213L162 211H168L171 208H170V205L167 204L168 202L166 203V202H164V200L162 201L161 199H160L161 202H159V200H156V199H155L156 203L151 202V201H154L153 200L154 197H152L153 194H150L151 191H153V190H150V191L147 190L148 192L144 191L145 193H143V194L141 192L142 196H138V194L135 195V192H133V190H132L133 187H130L132 185H130L129 181H128V185L130 188L126 187L127 184L125 185L126 181L124 179L127 178V175H128V174H126V171L127 172L129 171L128 173H130L131 172L130 169L132 168V165L134 164V163L133 164L130 163L131 161H129L132 157L128 158L129 163H127L126 165L123 164L124 162L122 163L120 161L121 160L120 158H119V160H115L117 157L110 159V160H112L111 162L109 161V159L108 160L106 159L107 164L105 163V165H103L104 160L100 161V159L97 157V160L99 159L98 162L99 161L101 163L103 162L102 164L100 163L101 166L102 165L104 166L103 168H100V165L97 164L98 168L102 169V171L103 170L105 171V172L103 171V173H100V174L101 175L104 174L105 176L108 177V178L103 177L104 179H110L111 180V182L109 180L110 186L108 185V187H110V191L107 188L109 191L108 193H105L102 191L104 188L101 189L100 192H99V190H97L98 188L95 189L96 187H98L97 184L93 185V186H96L93 189H90V187H89L90 190H88V189L86 190V188L84 190V189H81V187H85L86 185L81 183V184H79L80 188L77 189V187L74 186V185H76V183L75 182L72 183V182L75 181L74 178L78 176L77 174L79 172L76 173V176L73 177L75 168L72 166V164L74 161H72V163H70V161H69L70 158L68 159L69 164H67L68 163L67 161L65 162L64 158H63L64 159V161H63L61 156H60V158L58 157L60 159V161H58L59 159H56L54 157L57 160V162L53 158L52 159L54 160V162L53 161L49 162V159H47V157H46V160H41V159L39 160L38 158H40V157H35ZM61 159H62V161H61ZM140 159H139V162L141 163L142 160H140ZM73 160H75L74 157H73ZM94 160H96V159H94ZM113 160H115V161H113ZM124 160L126 161V159H124ZM133 160L135 162V158ZM8 161H10V160H8ZM1 162L6 163V161H4V160H2ZM81 162H82V160H81ZM98 162H96V163H98ZM137 162H136V164H138V166H139V163H137ZM13 163H15V164H13ZM180 163H182L181 160H180ZM70 164L74 168V170H71V168H69ZM146 164L147 163H145V165ZM77 165L75 166L76 169L78 168ZM141 165H143V163ZM189 165H191V164H189ZM64 166L65 167L68 166V168H69V170H68V168L66 169L67 173L64 172V168H65ZM94 166H96V165H94ZM254 166H256V165H254ZM8 167L5 166V164L4 165L0 164V185L4 184V183H2V180H5L7 178V175L8 174L10 175V173H11V171H9ZM80 167H81V165H80ZM150 167H151V165H150ZM62 168H63V171H62ZM82 168H81V170L87 169V168L86 169H84V168L82 169ZM92 168H93L92 166H91V168L89 166L87 169V171L89 169H90L89 171H91L89 173V175L90 174L93 175V172H92L93 169ZM98 168H96L97 170H95V167H94V172L95 171L101 172V170H99ZM126 168L129 170H126ZM257 168L258 167H254V168L250 167L249 168L250 170H248V174L250 173L251 175L257 176L258 180H260L262 185H264V173H263L264 170L261 171L259 168V170H260L259 171ZM137 169H138V167H137ZM146 169H147V167H146ZM181 170H183V169H181ZM189 170H191V169H189ZM135 171L137 172L138 170H135ZM146 171H145V173H146ZM150 171L152 172V170H150ZM97 172L94 174V176H93L94 178H95V175L97 174ZM138 172H143V171H138ZM13 173H15L16 176H14ZM178 173L180 174L181 172H178ZM182 173H184V172H182ZM100 174H99L98 178H102L100 176ZM137 174H139V173H137ZM89 175L86 174V176H88L90 178ZM150 175H152V173L149 174V176ZM174 175H175V173H174ZM184 175H183V177H184ZM11 176H9V177H11ZM82 176H83V174H82ZM82 176H81V178H82ZM86 176L84 175V177H86ZM96 176H98V175H96ZM239 176H240V178L239 179L237 178L233 184L234 187L236 186L235 189L236 188H239L240 190H243V188L249 189L250 186L246 185L245 187H242L241 185H242V183H244V182H242L243 179H246V178L249 179L250 175H247V174L245 175V174L241 173ZM128 177H129V175H128ZM177 177L178 176H176V178ZM81 178H80V180H81ZM90 179H92V176ZM178 179H179V177H178ZM7 180H8V178H7ZM87 180H88L89 186L90 185L92 186V184H90V183L94 184V182H90L89 179H87ZM92 180H94V179H92ZM123 180L125 181V183ZM127 180H128V178H127ZM13 181H14V179H13ZM82 181H80V182H82ZM9 182L10 181H8L7 183H9ZM76 182H77V179H76ZM247 182H248V180H247ZM10 183H12V182H10ZM166 183H168V182H166ZM77 184H78V182H77ZM249 184H250V182H249ZM79 185H78V187H79ZM164 185L165 184H163V183L161 185L159 183V187H157L161 191V193H165V192L167 193L170 189V188L168 189V187H165ZM134 186H136V185H134ZM221 188L222 187H220V189ZM158 189H157V191H158ZM262 189L264 190V186L262 187ZM74 190H77V191L74 192ZM78 190H80V202L77 205L78 202H75L76 199L74 200V197L78 194ZM70 192H73L72 197L69 194ZM263 192L264 191L261 192V195ZM68 194L70 196H67ZM261 195H260V197H261ZM257 196L259 197V195H256L255 197L257 198ZM77 197L78 196H76V198ZM263 198H264V196H263ZM261 199L262 198H260V201L257 199L258 202L255 201L256 203L255 204L253 203L251 205L252 209L254 210V215H256V214L258 215L259 210L264 211V199L263 200H261ZM167 200H169V199H166L165 201H167ZM24 201H22V202H24ZM73 202H74V204H71ZM68 205H69V207H70V205H72V206L75 205V209H76V206H79L80 209H79V207H77V210H79L80 213L77 210H76L77 213L74 212L75 214L74 213L72 214V212H69L70 210L67 211ZM11 207H14V206L12 205ZM14 209H15V207H14ZM249 209L252 210L250 207H249ZM249 209H247V210H249ZM7 210H8V208H7ZM10 210H12V209L10 208ZM29 210H28V212H29ZM32 211H30L29 213H31ZM256 211H258V212H256ZM248 212H251V211H248ZM251 213H249V214L252 215L253 213L252 214ZM254 215H252V216H254ZM198 220L199 219H197L196 221H198ZM245 220H243V221H245ZM71 221H74V223L75 222L79 223V225L78 224L73 225V223H72V226H69L68 228H66V226H64V225L69 224ZM200 221L201 220H199L198 222H200ZM246 221H248V220H246ZM248 224L250 226V229L253 230L254 227L251 226L250 222L249 223L245 222V225H248ZM245 225H243V228H242L243 230L246 229V228L244 229V227H246ZM14 226L16 228H13ZM167 226H168V224H167ZM5 227H7V228H5ZM252 227H253V229H252ZM70 228H71V230L69 232H67V230ZM222 228H219V229H222ZM238 228L240 229V226ZM210 229H209L210 231L206 230L208 232V236L206 235L207 236L206 239H209L208 237H211L213 239L215 237L214 235L217 233L216 228L215 229L210 228ZM242 229H241V231H243ZM206 231H205V233H206ZM219 231H221V230H219ZM241 231L239 230V232H241ZM246 231H248V230H246ZM239 232H238V234H239ZM256 232L257 233L264 232V228L263 227L256 228ZM230 233H231V231H230ZM243 233L244 234L246 233L245 236ZM73 234H75V235H73ZM241 234H239L243 237V238L240 237L241 239L246 238L245 240H247L249 238V234H247V232L244 231V232H241ZM239 235H237V236L239 237ZM263 235L262 234L258 235V241L260 243L264 239ZM241 239L239 240V242L241 241ZM208 242H209V240H208ZM211 242L212 241H210L211 246H208V247H210L213 251L215 249L214 246L217 245V242L216 243H214V242L211 243ZM239 242L237 241V243L235 244L237 247H239V245H241L243 240L240 243ZM258 247L264 251V248H263L264 243H261ZM193 250L195 252H197V249H193ZM44 252H46V253L43 256L42 253H44ZM37 254H39V255H37ZM40 254H42V255H40ZM213 254H217L215 259H217L218 263L227 264V261H228L227 257H225V256L221 257V253L217 252L216 250L212 252V255ZM251 254H253V252H251ZM255 255H256V253L253 254V256H255ZM31 256H32V254H31ZM245 257H246V255L243 254L242 259H244ZM10 258H14V260L11 259V261H9ZM39 259H38V261H39ZM256 261H257V264H264V258L263 259L256 258ZM27 262L29 263L28 260H27ZM31 264H32V262H31Z\"/></svg>",
	"mask_w": 264,
	"mask_h": 264
},
{
	"label": "crops",
	"instance_id": "3",
	"mask_svg": "<svg viewBox=\"0 0 264 264\" xmlns=\"http://www.w3.org/2000/svg\"><path fill=\"white\" fill-rule=\"evenodd\" d=\"M154 76H155V70L149 67L144 68L142 72V78L144 81L146 82L151 81L154 78Z\"/></svg>",
	"mask_w": 264,
	"mask_h": 264
}]
</instances>
